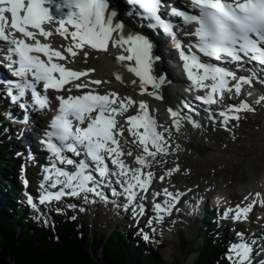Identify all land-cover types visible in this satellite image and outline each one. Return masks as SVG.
I'll return each instance as SVG.
<instances>
[{
  "label": "snow or ice",
  "instance_id": "1",
  "mask_svg": "<svg viewBox=\"0 0 264 264\" xmlns=\"http://www.w3.org/2000/svg\"><path fill=\"white\" fill-rule=\"evenodd\" d=\"M128 3L143 10V15L152 21L150 27L162 28L171 38L174 47L179 51L189 80L197 89L206 90L198 99L212 104L217 102V98L223 99L225 91L234 90L239 95L245 85L253 84L256 78L254 71L248 76H237L236 71L210 61H202L199 55L190 50L191 46L186 51V46L176 38L172 25L163 21L159 14L162 0H128ZM191 5L199 10L197 14L173 9L172 15L182 17L185 23L198 25L195 35L199 38L198 50L203 56L236 63L238 67L245 61L256 62L264 69V0H191ZM116 15V11L109 9V0H0V43L7 47L10 53L7 57L10 61L9 67L18 78L15 82H9L10 92L13 88L18 89L12 99L19 100L31 91L34 103L40 108L47 107L48 97L37 90V85L42 84L45 90L71 92L72 88L65 86L88 76L94 69L75 71L68 68L66 63L74 60L85 48L107 51L110 42L118 48H124L128 53L118 56L119 61L134 62V66H130L128 70L140 78L142 93L147 91V85L158 89L165 78L153 75V63L159 57H153L152 43L142 35L125 36L123 25L113 22ZM51 25H55L54 30L47 27ZM54 35H59L66 41L61 45L63 51L52 47L49 38ZM41 37L48 42H42ZM87 55L84 52V56ZM116 79L122 80V77L117 74ZM101 83L100 80H93L73 86L84 89L90 84ZM132 83L136 84L137 81ZM153 94L162 99L158 94ZM247 94L252 95L251 92ZM58 100V114L52 119V130L47 133L49 138L45 141L55 159L50 168H45L47 175L44 181H51V188H56L57 185L60 187L55 192L45 190L39 197V203L60 200L64 196L76 197L82 193L86 202L88 193L107 199L97 190L102 187L103 180H97L88 171L90 163L87 158H90L91 166L101 178L106 179L109 176L107 158L110 157L111 163L119 167L117 175L126 179L120 181L123 192H117L113 188V195H127L131 203L139 194L137 189L147 191L154 173H145L143 169L151 167L149 158L155 159L158 154L167 151L164 132L168 131H158L159 125L149 113L147 103L131 97L120 98L115 92L100 94L93 91L77 96H60ZM261 102H264V96L256 101L258 104ZM133 106L138 108L137 114L126 117L125 128L119 124L117 116H124ZM254 110L247 101H243L238 106H231L221 115L224 116L226 126L228 119L240 118L238 115L230 117L229 112ZM169 112L174 118L176 130L179 131L180 113L172 109ZM125 131L133 138L128 142L141 149L140 154L135 156L139 167L130 168L121 159L124 155H133L132 152L125 153L121 147L120 138L124 137ZM54 140L58 142H53ZM65 151L74 153L77 157L83 153L86 159L77 162L65 156ZM61 164L74 165L75 170L68 171L58 166ZM174 171H179V167L169 170L167 175ZM159 179L163 180L164 176ZM163 194L171 199L163 204L155 203L154 207L157 213L170 215L175 206L173 201L178 202L183 193L173 194L165 188ZM155 195L159 196L161 193L157 192ZM255 196L259 197L260 193ZM28 203L36 208L31 196L28 197ZM257 203H264V200L253 199L245 207L237 205L235 209L228 208L225 215L234 213L233 218L236 220L247 219V214ZM69 207L74 208L76 205L70 204ZM163 218L159 216L160 220ZM151 223L149 220V225ZM144 238L149 239L147 235ZM232 251L235 256L234 264H248L251 249L246 243L233 246Z\"/></svg>",
  "mask_w": 264,
  "mask_h": 264
},
{
  "label": "bare ground",
  "instance_id": "2",
  "mask_svg": "<svg viewBox=\"0 0 264 264\" xmlns=\"http://www.w3.org/2000/svg\"><path fill=\"white\" fill-rule=\"evenodd\" d=\"M109 9H112V6H110ZM120 14H121L120 17L117 18L118 19L117 23L119 22L122 23L123 34L125 36L130 34L134 35L133 33H135L138 29L145 31L144 30L145 25L142 22H138L135 19H133L132 13L130 14V12L121 11ZM60 41L66 43V41L63 38H61ZM152 49L158 54L156 56L159 57V61L164 64V69L167 70L168 72L165 75V80L167 81L168 88L171 91L172 101L175 102L174 100H178L179 102V98L175 96V93H177V91L179 90L180 78L178 75L180 74V72L175 70L173 66V62L170 57V56L176 57L177 55L176 50L169 51L168 53L159 43H156ZM84 52L88 53L87 57L84 56ZM121 54L127 55L128 53L125 52L124 48H118L111 43V47L108 48L107 51L96 52V50L94 51L92 49L85 48L75 57L74 60H70L68 62L74 63L82 68L94 69L93 77L102 79V83L99 86L95 85L94 87L102 92L118 91L123 96L131 97L132 99L137 98L138 101L147 100L149 102L148 94L146 92L142 93L141 91V87L139 83L140 78L137 77L133 72L127 71L128 66L126 64H123V62L117 59V57L120 56ZM130 66L132 65L130 64ZM160 72L159 69L153 66V75L159 76L161 74ZM117 74L122 77V80L116 79ZM134 80L137 81L136 84L132 83V81ZM83 81L90 82V80L87 77L84 78ZM148 86L149 85H147V88ZM160 88L165 93L164 101L162 102L161 105H159L157 102L155 103L149 102L148 106L152 108L150 114L155 118L157 124L159 125L158 131H164V129H168L167 132H164L167 151L165 153L158 154L155 157V159L149 158L151 167L145 168L143 169V171L145 173L149 171L153 172L154 177L147 191H142L140 189H137V192L139 193L136 198L138 203L135 204L139 207L140 210L141 206H145V205L150 206L147 202L145 203L142 202L143 197L147 200L151 199L152 197H155L156 199H154L153 201H155L156 203L158 201L168 200L167 198L171 199L170 197H167L163 194V189L166 188L168 189L169 192H172L173 194L183 193V195H181L182 198L179 199L178 201L186 200L189 203V205L193 204V206L195 205L197 207L195 203L196 200L203 202L204 196L206 195L208 196L214 193L217 202H219L218 204L224 203L226 209L228 208L235 209L231 204L232 201L230 202L232 193L229 190L230 188H228L225 184L224 175H222L219 178H216L215 176L201 175L203 167L206 168L207 160H212L214 164L224 165L230 162L240 161L242 155H248L256 152L255 148H258L260 150L263 149L264 143L261 141L264 140V134L257 133L258 140L255 142H252L251 140L245 142H239L238 138L240 134V124H239L240 118L238 120L237 119L233 120V122H236L235 125L229 123L226 126L224 122L225 119L222 120V118L219 119L217 118V120L220 121L219 122L220 125L222 126L220 127L221 130L219 129V131L222 134V136H224V139L226 141L225 143L222 142L221 140L216 141L209 136V128L215 127L210 124V121L213 120L211 118H209L206 121H202V123L204 124L203 126L202 124L199 123L180 121V128L179 131H177L176 127L172 126L174 118H170L171 114L169 112V109H172V106L170 103L169 96L166 95L167 88L164 86ZM253 94L258 95L259 92L254 91ZM256 101L248 102L255 109L253 111V113L255 114H257L258 108L264 109V102L258 104L256 103ZM5 108L6 107H4L3 110H5ZM3 110H2V123L7 127H9L11 130L12 129L15 130L18 127L22 129L21 131H18V133L14 132L13 130L12 133L6 130L4 135L8 140H11L12 142L15 141V144L16 143L18 144L17 147L15 146L13 148L15 150V154H18L19 152H24L18 139L20 138L21 141H27L33 143L32 140L34 138V133L37 130V126L33 125V123L29 121H27V123L17 122V119H14V122H12L10 120L13 119L10 120L7 119V115L10 116L12 110L8 109L5 118L3 116ZM242 112H238V113L231 112L229 113V115H233V116L238 115L240 117ZM41 117L42 115H40L38 119ZM41 121L43 120L41 119ZM213 123H216V121ZM160 125L162 128H160ZM227 127H229L228 131L226 130ZM258 131L260 132L264 131V119H263V126L261 129H258ZM258 131L252 130V131H247L246 133L249 134L251 132L249 135L251 137V135H253L255 132ZM131 139L133 138L131 137L130 133L125 131L124 137L121 138L123 149L125 153L132 152L133 155L132 156L124 155L122 156V159L126 160V163L129 164L130 168H135V167H139V165L135 161V156L140 154L141 149L137 145L129 143L128 141H130ZM35 140L37 141V137L35 138ZM199 149L206 150L207 154L201 153ZM28 156L29 154L27 155V157ZM33 157L36 158L37 156L35 155ZM253 159L254 157H250L247 163L249 167L251 166ZM177 166L179 167V171H181V174H179L180 172L178 173L177 171H174L172 172L171 175H167L169 170L174 169ZM193 168H196L197 173H193L194 174L193 177L195 180L194 182H190V180L187 178L186 172L187 173L191 172ZM250 172L251 173L253 172L252 168H250ZM160 176H164V179L160 180L159 179ZM255 177H256L255 174H252V179L249 182L242 184V187L245 188L247 192L253 193L254 197L252 198V201L253 199L264 200V173L263 176L259 179V181L256 180L257 178ZM157 192L161 193V195L156 196L155 193ZM256 193H260V196L256 197L255 196ZM239 194L240 193H237L236 197H238ZM111 196L112 194L111 195L108 194L107 198H111ZM119 198L120 200L123 199L121 195H119ZM92 200H97V199L95 197H92ZM234 201L235 200H233V202ZM252 201L249 200L250 203H252ZM249 202L247 201L240 202L238 200L237 205H240L241 207H245L248 204H250ZM173 208L171 209L172 212L175 209ZM194 210L196 209L192 210V208H190L189 211L193 212ZM177 214L180 218L181 217L185 218L186 216V215H181L180 213ZM13 219H17L19 221L20 214L15 213ZM32 219L45 220L39 218H32ZM31 221L32 220L21 218L20 223L31 222ZM163 233L164 232L161 231V235H164ZM131 235L134 234L132 233ZM259 235L263 237L262 234ZM248 237L251 236L248 235ZM248 246L251 249V252L249 254L248 264H257L256 263L257 260L261 261L260 264H264V242H261L259 247H257L256 244H250V243Z\"/></svg>",
  "mask_w": 264,
  "mask_h": 264
},
{
  "label": "trees",
  "instance_id": "3",
  "mask_svg": "<svg viewBox=\"0 0 264 264\" xmlns=\"http://www.w3.org/2000/svg\"><path fill=\"white\" fill-rule=\"evenodd\" d=\"M5 128L0 127V264H168L137 236L135 228L134 235L121 230L91 231L79 219L62 214H53L47 221L13 219L16 202L8 188L15 192L17 178L16 161L10 157L20 159L13 149L18 144L5 137ZM226 243L204 234L194 248L198 255L192 264H233Z\"/></svg>",
  "mask_w": 264,
  "mask_h": 264
},
{
  "label": "rangeland",
  "instance_id": "4",
  "mask_svg": "<svg viewBox=\"0 0 264 264\" xmlns=\"http://www.w3.org/2000/svg\"><path fill=\"white\" fill-rule=\"evenodd\" d=\"M0 102L4 105V102L1 97H0ZM7 111L8 109L6 108L5 110H3L4 118L6 117ZM0 119H2V116ZM263 119H264V109L258 108L257 114L253 113V111L242 112L239 121L240 124V134L238 138L239 142H245L248 140H251L252 142L257 141L258 140L257 133L264 134V131L263 132L258 131V129H261L263 126ZM216 123H214L213 125L215 127L209 128L211 130L209 132V136L216 141L221 140L222 142L225 143L226 141L224 139V136H222V134L219 131V129H221L220 128L221 125H219V123L217 125ZM12 130L18 133V131H21L22 129L18 127L17 130L15 129L16 131L14 129ZM252 130L253 131L257 130L258 132H255L253 135H251L252 137L251 138L249 136L251 132L249 134L246 132ZM32 141L34 143V141L36 140L33 138ZM261 142L264 143V140H262ZM199 150L201 151V153L207 154L206 150L204 149H199ZM255 151L256 152L248 155H242L241 160L238 162H230L224 165L214 164L212 160H207L206 163L207 169L203 167L201 175L215 176L216 178H219L222 175H224L225 184L228 188H230L229 190L232 193V197L230 201H232L234 206L237 205L238 200L240 202H245V201L249 202V200L252 201V198L254 197L253 193L247 192V190L242 187V184L249 182L252 179V174H255L256 176L255 178H257L256 180L258 181L263 176L264 148L261 150L255 148ZM250 157H254V159L251 166L249 167L247 163ZM250 168L253 169L252 173L250 172ZM193 170L188 173L186 172L187 178L190 180V182H194L195 179L193 177L194 176L193 173H197L196 168H193ZM177 172L178 173L180 172L179 174H181V171H177ZM37 177L38 175L36 176V178ZM19 184H20V179L18 180V186ZM237 193H240L238 197H236ZM246 197L247 199H245ZM232 199L235 200L234 202L236 204L233 202ZM93 201L91 206H86L85 204H83L81 201L78 200L70 201L66 204V210H64L63 212L65 213L67 211H72V213L78 215L79 218L81 219V222L87 224L90 227L91 231L92 230L109 231L111 233V232H115L117 228L124 230V228H127L128 223L131 224L132 222H134L133 220H135L133 216L135 215V208H131L130 213L126 214L124 212L121 213L118 210L116 206V201L114 200H111V203L106 205L98 203L96 200ZM70 204L76 205V207L70 208L69 207ZM262 205H264V203H257L254 206V208H252L253 211L252 216L254 217L256 222L259 221L258 220L259 218L264 216V211L260 210ZM81 209H83V211ZM187 213H190V211ZM43 214L44 211L42 210L33 211V216L36 218L42 216ZM194 216L195 215H192L189 218V220H185L179 226H177V228L172 231L173 235L171 236L168 235V237H162L161 232L157 233L159 239L164 242L163 244L164 246L159 248L158 252L168 264H192L196 256L198 255V253L195 250L192 251V249L196 247V244L199 241L203 240L200 226L202 219L204 221V216L202 214V219L200 217L195 218ZM184 219H187V216H185ZM126 220L128 222L127 225L125 224ZM171 225L173 226L174 224L171 223ZM155 245L156 243L154 244V246Z\"/></svg>",
  "mask_w": 264,
  "mask_h": 264
},
{
  "label": "water",
  "instance_id": "5",
  "mask_svg": "<svg viewBox=\"0 0 264 264\" xmlns=\"http://www.w3.org/2000/svg\"><path fill=\"white\" fill-rule=\"evenodd\" d=\"M151 93H152V94H153V93L158 94V93H157V89L152 87V88H151ZM153 95H154V94H153Z\"/></svg>",
  "mask_w": 264,
  "mask_h": 264
}]
</instances>
